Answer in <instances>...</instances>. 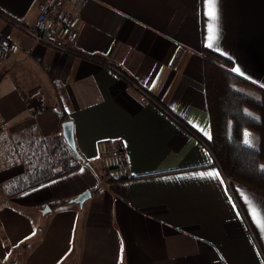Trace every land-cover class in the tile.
<instances>
[{
  "label": "crops",
  "instance_id": "0c3cea01",
  "mask_svg": "<svg viewBox=\"0 0 264 264\" xmlns=\"http://www.w3.org/2000/svg\"><path fill=\"white\" fill-rule=\"evenodd\" d=\"M41 1L0 0V264H264V196L229 191L204 144L202 53L264 89V0H215L212 32L208 0H85L77 55L17 28ZM66 121L79 166L20 191ZM100 141L123 147L129 179L101 175Z\"/></svg>",
  "mask_w": 264,
  "mask_h": 264
},
{
  "label": "trees",
  "instance_id": "16d2710c",
  "mask_svg": "<svg viewBox=\"0 0 264 264\" xmlns=\"http://www.w3.org/2000/svg\"><path fill=\"white\" fill-rule=\"evenodd\" d=\"M202 53L211 131L204 144L225 177L264 196V89L237 75L230 60L207 49ZM245 133L256 139V146L244 142ZM53 152L49 172L41 176L44 167L31 171L21 179L20 191L79 166L80 155H74L64 141L54 145Z\"/></svg>",
  "mask_w": 264,
  "mask_h": 264
},
{
  "label": "built area",
  "instance_id": "2783aa9c",
  "mask_svg": "<svg viewBox=\"0 0 264 264\" xmlns=\"http://www.w3.org/2000/svg\"><path fill=\"white\" fill-rule=\"evenodd\" d=\"M85 0H44L37 4V14L32 25L17 28L38 44L45 45L60 53L77 55L74 51L78 37L80 11ZM11 53V44L0 38V65L7 62ZM101 163V175L113 172L120 180L130 177V168L126 153L121 146L111 141H100L97 145ZM230 191L233 183L225 178Z\"/></svg>",
  "mask_w": 264,
  "mask_h": 264
},
{
  "label": "water",
  "instance_id": "95a60500",
  "mask_svg": "<svg viewBox=\"0 0 264 264\" xmlns=\"http://www.w3.org/2000/svg\"><path fill=\"white\" fill-rule=\"evenodd\" d=\"M61 137L63 138L67 147L71 150L74 155H77V150L73 138V126L70 121H66L61 126ZM90 192L85 191L80 194L78 197L70 201L71 203L81 205L87 198H89ZM46 210L49 211V207H46Z\"/></svg>",
  "mask_w": 264,
  "mask_h": 264
},
{
  "label": "snow or ice",
  "instance_id": "6c2138e0",
  "mask_svg": "<svg viewBox=\"0 0 264 264\" xmlns=\"http://www.w3.org/2000/svg\"><path fill=\"white\" fill-rule=\"evenodd\" d=\"M214 2L215 0H208V4L213 6L210 11H209V16L210 19L212 21V23H210V32L213 31V29L215 28V12H214ZM214 37L210 36V40L213 39ZM236 71H239V69H236ZM245 143H250V138H249V134L245 133ZM201 176H209V177H213V178H218L219 177V173H215V172H209V173H201Z\"/></svg>",
  "mask_w": 264,
  "mask_h": 264
}]
</instances>
